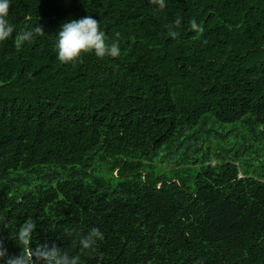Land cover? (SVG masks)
Instances as JSON below:
<instances>
[{"label":"trees","instance_id":"obj_1","mask_svg":"<svg viewBox=\"0 0 264 264\" xmlns=\"http://www.w3.org/2000/svg\"><path fill=\"white\" fill-rule=\"evenodd\" d=\"M86 15L121 54L62 63L56 33ZM8 19L0 239L11 255L31 217L32 248L54 243L83 264H264V0H11ZM94 227L104 239L82 251Z\"/></svg>","mask_w":264,"mask_h":264},{"label":"clouds","instance_id":"obj_2","mask_svg":"<svg viewBox=\"0 0 264 264\" xmlns=\"http://www.w3.org/2000/svg\"><path fill=\"white\" fill-rule=\"evenodd\" d=\"M158 6V10L166 7V0H152ZM11 0H0V43L13 37L14 25L10 23L9 10ZM181 18H176L173 24L168 26V35L175 39L179 33L175 30L181 27ZM191 29L203 32L195 20L191 21ZM43 32L41 27L21 30L14 37L16 47H22L26 42H31L37 33ZM57 59L62 63H69L79 58L82 53H93L97 58H116L121 54L120 44L116 41L109 42L105 32L101 29V22L92 15H86L80 19H72L62 24L56 33ZM8 220L0 216V227H6ZM37 229V221L28 217L15 231L11 232V238L21 248L18 255H11L5 241L0 239V264H83L79 254L72 255L56 244L37 243L35 248L34 234ZM104 239V233L99 228L90 229L83 235L78 243L82 251L94 250L98 241Z\"/></svg>","mask_w":264,"mask_h":264}]
</instances>
